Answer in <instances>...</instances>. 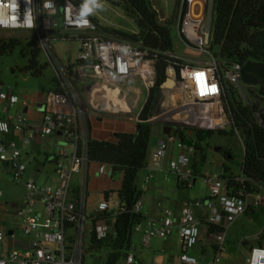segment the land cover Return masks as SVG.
Wrapping results in <instances>:
<instances>
[{
	"label": "built area",
	"instance_id": "1",
	"mask_svg": "<svg viewBox=\"0 0 264 264\" xmlns=\"http://www.w3.org/2000/svg\"><path fill=\"white\" fill-rule=\"evenodd\" d=\"M79 1L84 3L85 0H0V36L33 38V45L44 57V65L54 71V83L46 93L21 96L0 89V170L8 172L14 182L24 188L23 202L13 208L16 228L12 221L10 231L0 229L3 244L0 264H87L88 253L95 252L91 249L92 240L102 241L115 235L114 211L120 207L118 194L107 191L98 205L92 210L88 208V182L93 165L88 155V115L91 111L139 122L147 103L139 110L142 87L148 88L150 93L155 86L156 60L151 51L140 44L102 34L93 15H86L79 8ZM215 1L177 0L173 25L186 49L164 53L172 59L167 76L174 84L169 88L161 86L158 102L148 119L151 123L161 121L166 124L165 128L173 123L188 137L193 135L190 129L231 128L226 92L232 85L245 96L243 66L232 63L227 67L212 49ZM167 18L161 21L165 23ZM58 43L70 46L59 50ZM134 81H140L142 87L131 85ZM114 91H118V98L126 108L115 105L109 96V92ZM167 95L170 100L165 103ZM36 102H42L44 109L39 111V120L32 123L22 109ZM14 108L18 111L10 115ZM136 110L138 113L134 115ZM262 113L263 110L256 114L260 124L264 122ZM52 135L58 146L46 159L54 165L56 185L40 184L34 175L26 180L28 163L24 157L32 154L30 145ZM166 139L160 140L151 154L148 166L151 173L146 182L152 180L153 171L163 169L168 144L172 142L177 144L180 153L177 158L168 160V170L180 184L191 187L193 180L199 178L194 170L195 147L179 141L176 136L168 135ZM37 164L40 166L37 171L43 172L45 164ZM96 166L99 176H112L107 164ZM205 180L211 198V213L206 217L208 245L213 252L209 264H220L226 258L229 230L249 208L261 206L264 187L242 198L227 193L228 182L221 176L205 177ZM142 209L140 198L133 210L141 214ZM10 211L6 208L7 213ZM162 214L159 221L145 219L134 232L143 233L149 244L153 238H169L178 226L179 264H199L189 255L202 235V221L193 206L186 201L179 214L171 208H163ZM20 233L26 236L25 241L20 240ZM263 236L264 230L257 236L256 245L250 244L247 264H264V241L258 245ZM249 240L244 238L239 242ZM124 264H137L133 249Z\"/></svg>",
	"mask_w": 264,
	"mask_h": 264
},
{
	"label": "trees",
	"instance_id": "2",
	"mask_svg": "<svg viewBox=\"0 0 264 264\" xmlns=\"http://www.w3.org/2000/svg\"><path fill=\"white\" fill-rule=\"evenodd\" d=\"M121 7L126 16L132 19L137 27L136 33L130 34L117 29L105 31L116 38L140 44L151 51L156 60L155 86L150 89L147 103L139 117L140 128L134 133H119L115 142L98 141L89 138L88 155L90 164H107L111 167L112 178L121 176V186L118 194L119 209L116 215L115 235L110 239L99 241L93 239L91 249L94 251H109L105 264H121L132 250L134 228L145 221L142 214L134 212L136 202L142 198L143 191L139 187V174L149 166L148 153L152 136L153 124L148 121L158 102L161 86L168 79L167 69L172 65V59L164 53L174 50L172 27L174 20L162 23L159 13L150 0H111ZM79 8L92 17L83 1L78 2ZM264 11V0H216L212 49L226 63L242 66L248 62L264 64V25L256 22L257 16ZM93 20L97 19L93 16ZM17 46H22L20 40H0V54L8 55ZM22 56L29 55L27 65L22 69L25 74L33 77H43L47 66L40 61V49L33 45L31 49L22 46ZM54 83L52 81L51 86ZM232 126L229 130H199L190 129L193 133L188 137L183 130L174 127L169 136L181 138L183 143L195 147V176L202 172L205 159V144L216 134L221 136L239 135L244 144V157L240 163V175L233 172L231 150L222 149L224 158L221 177L228 182L227 193L230 196L242 197L254 194L264 187V126L258 121L256 114H261L264 121V89L262 86H247L245 96L236 87L230 85L225 97ZM90 129V125H89ZM209 147V145H207ZM242 178V181L238 178ZM180 188L189 189L185 184ZM210 200V199H209ZM248 215H258L257 209L249 208ZM213 232L212 229L209 230ZM264 236L258 245H262ZM249 244L246 242L245 245Z\"/></svg>",
	"mask_w": 264,
	"mask_h": 264
},
{
	"label": "rangeland",
	"instance_id": "3",
	"mask_svg": "<svg viewBox=\"0 0 264 264\" xmlns=\"http://www.w3.org/2000/svg\"><path fill=\"white\" fill-rule=\"evenodd\" d=\"M177 0H156V6L160 9L161 16H159L160 21L161 18H167L170 22L174 20V11ZM86 9L93 15L100 26V30L102 34H104L108 38L118 39L114 35H110L105 31L108 29H117L126 33L133 34L137 31V27L132 19L126 16L125 12L121 7L115 6L111 0H85L84 1ZM163 23V21H161ZM172 35H173V43H174V51H184L186 46L181 44L180 37L178 35L177 29L172 27ZM20 38V39H19ZM11 39H18L21 41L22 46H27L29 49L32 48L34 41L33 38H25V37H4L0 36V40L8 41ZM121 40V39H120ZM22 46H17L15 49L11 50L10 54L2 55L0 54V89L5 91H13L17 95L21 96H33L38 93H46L51 89V84L54 79V71L47 67V70L43 77H33L32 75L25 76L22 72V69L27 65L29 61V55L22 56L21 50ZM70 46L65 43H58L56 47L59 50L67 49ZM40 61L42 64L44 63V57L41 56ZM95 83V82H93ZM131 85L136 87H142L140 81H134ZM172 87V86H170ZM247 86L244 87V94L246 93ZM143 95L141 96V103L139 106V110H141L147 99H148V88L142 87ZM165 103L170 100V96H164ZM31 110H34L31 108ZM17 109L14 108L10 115H15ZM138 113L136 110L135 114ZM102 115V113H99ZM89 115H95L93 112H89ZM88 115V117H90ZM38 120V118L33 119V121ZM37 122V121H36ZM124 123H128L124 121ZM152 136L150 141L149 153H148V161L150 160L152 148L155 147L157 143L156 139L159 135L158 127L166 126L161 121L152 122ZM230 127L227 128L229 130ZM167 140V139H166ZM209 145V147L207 146ZM205 144V159L203 160V169L201 174L198 176L197 182L195 185L191 186L189 189L178 188L176 180L172 183L168 184L163 192L159 193H151L146 197L145 200H148V204H156L160 203L163 207L172 208L173 204L177 201H180L181 198L187 197L192 201H201L206 200L208 198V190L209 184L206 182L205 177L215 178L222 175L223 172V162L224 158L221 153L222 149L231 150L233 153V163L230 165L233 168V172L236 175H240V163L244 157V144L243 140L239 135L235 136H221L216 134L213 136L207 143ZM58 146V141L54 135L46 136L42 143L38 146H35V150L32 151L34 145H30L29 152L32 151V154L29 156L25 155V161L28 165V173L25 176L26 180L29 178L30 173L34 170V167L37 166V161L40 163L46 164L44 168V176L39 177L40 184L50 183L52 185H56L57 178L54 174V165L51 162H48L46 156L53 154L56 151ZM218 149V150H216ZM180 149L178 148L176 143L170 142L168 144L167 156L166 160L169 157L177 158L179 155ZM36 157V158H34ZM37 161H36V160ZM196 163H198L197 159H195ZM97 166H93L91 178H90V194L93 196L95 193L101 192L103 188H107L108 186H112V191L114 193L118 192L121 186V176L116 174L112 180L110 178L105 179L98 175ZM145 170L140 172V178L144 175ZM47 173H50L54 176L52 179L46 180ZM105 180V186H102L101 183ZM140 180V179H139ZM77 182H74V184ZM97 186L95 188L94 185ZM101 185V186H100ZM163 188V187H162ZM161 188V189H162ZM0 191H2L3 195L0 196V229H6L5 223L2 222V218L6 219L9 224L14 223L13 228H16L17 224L14 222V218L12 214L14 213V209L10 206L20 204L22 202V197L24 195V190L22 186H18L8 172L0 170ZM158 194V195H157ZM10 204V205H9ZM6 208L11 210L9 213L6 212ZM258 215H243L237 219V221L232 225L231 229L228 232V241L226 242V258H224L220 264H247V259L250 256V244L255 246L257 243V236L264 230V209L259 208L257 210ZM135 234V233H134ZM20 240L25 241L26 236L23 233L19 235ZM244 238H249V244L245 245L246 242L240 243L239 241ZM135 239V238H134ZM134 243L135 240H134ZM240 243V246H239ZM3 244L0 243V249H2ZM165 246V242L162 241H153L151 242V246L149 249H156L158 247ZM173 248L172 255L177 257V250L175 247ZM206 250L208 260L203 262L201 260V253ZM181 252V250H180ZM189 255L193 256L199 261V264H209L213 259V252L207 242H203V244L199 243L194 249L189 251ZM109 251L104 249L102 251H95L88 253L87 256V264H105L108 259ZM94 258V259H93ZM167 263L176 264L173 260H170V257L167 258ZM121 264H124L122 262Z\"/></svg>",
	"mask_w": 264,
	"mask_h": 264
},
{
	"label": "crops",
	"instance_id": "4",
	"mask_svg": "<svg viewBox=\"0 0 264 264\" xmlns=\"http://www.w3.org/2000/svg\"><path fill=\"white\" fill-rule=\"evenodd\" d=\"M150 1L152 3V6L154 7V9L159 13V16H161L162 12L155 5L156 0H150ZM28 75L29 74H25V76H28ZM39 105H43V103L42 102H36L35 104H30L28 107L22 109V113L28 115L30 117V120L32 123H35L36 121L39 120V115H40L39 111H41L39 108ZM31 108H33L34 110H31ZM17 111H18V109H17ZM36 118H38V120L33 121V119H36ZM127 120H128V123H124V121H127ZM89 122H90L89 123L90 124V136L92 139H95L98 141H110V142H115V138L119 133H134L137 130V126L139 124V122L136 120L119 118V117L113 116L111 114H102L101 115L99 113H96L95 115H91L89 118ZM158 130H159V135L156 139L157 143L155 144V147L152 148V152H154V150H156L160 140L167 138L165 131H167L168 129H166L165 127H162V128L158 127ZM42 141H43V139L38 140L34 144L32 151H34L36 148L35 146H38L39 144H41ZM171 158L172 157H169L167 160H165L163 169L161 171H153V178L150 182H146L147 176L151 173V170L149 168L145 169L144 175L141 178H140V174H139V179H140L139 180V187L141 188V190L144 193L142 196L143 209H142L141 214L144 216L145 219L151 218V219H154L156 221H159L163 217L162 209L163 208H169V207L161 206L160 203H156L154 205L148 204V200H145L148 195H150L151 193H159L160 194L161 192H163L164 188L168 184H170L174 181L172 179V177L176 180L177 186L180 189L178 179L173 174H171L168 170V160H170ZM38 163H40V162H38ZM42 164H45V162ZM150 164H151V157L149 160V166H150ZM93 166H96V165H92L91 169H90V176H89V182H88V199H87L88 208L91 210L104 199V193L105 192L109 191V192H111V194L117 193V192L114 193L112 191V186H108L107 188H103L101 190V192L93 194V196L90 194V185H91L90 184V178H91ZM39 167H40L39 164H37V166L34 167V170L30 173V176L34 175V177L38 180V182L40 180H39V177H37V176H44V174H43L44 171L43 172H42V170H41V172L37 171L39 169ZM45 167H46V164H45ZM27 173H28V171H27ZM53 177L54 176H52L50 173H47L46 180L52 179ZM102 178H105V179L110 178V180L113 179L112 176L102 177ZM197 179L193 180L192 186L196 184ZM104 181L105 180H103V182L101 183L102 186H105ZM94 186H95V188H97L96 185H94ZM23 190H24V188H23ZM208 192H209V190H208ZM263 196H264V193H263ZM23 199H24V195L22 197V202H23ZM209 199H211L210 198V192L208 193V198L206 200H201V201H199V200L192 201L191 199H189L187 197H183L180 199V201L175 202L171 208V209H173L175 214H179L181 207L183 206V203L186 201L190 202V204L193 206L195 213L197 214V216L202 221V223H201L202 235H201V240L199 242L201 244H203V242H207V244H208V242H209V239L207 237L208 234H207V226H206V217L209 216L211 213V208L209 207V202H210ZM20 204H16V205H13L10 207L14 208ZM259 208L264 209V200L262 201V204ZM259 208H256V209L258 210ZM2 219H3L2 222L5 223L4 228H6V229H2V230L10 231V228H11L10 225L11 224H9V222L6 219H4V218H2ZM178 230H179V228H178V226H176L172 236H170L167 239L153 238L149 241V244H146L145 237H144L143 233L134 232L135 234H133V236H132V242H133L132 249H133V252L135 253L136 258H137V264H168L167 263L168 257H170V260H173L174 263L177 262L176 264H179V257L181 254V252H180L181 249H180V236H179ZM134 240L136 243H134ZM153 241L165 242V246L158 247L156 249H149L151 246V242H153ZM5 242H8V241H5ZM172 247L176 248L177 257L176 256L174 257L172 255V253H173ZM201 260L203 262H206L208 260L206 250H204L201 253Z\"/></svg>",
	"mask_w": 264,
	"mask_h": 264
},
{
	"label": "water",
	"instance_id": "5",
	"mask_svg": "<svg viewBox=\"0 0 264 264\" xmlns=\"http://www.w3.org/2000/svg\"><path fill=\"white\" fill-rule=\"evenodd\" d=\"M256 22L258 24L264 25V11H262L256 18ZM241 76H242V83L246 86L251 87H257L262 86L264 89V64H259L256 62H248L242 67L241 70ZM174 80L171 78H168L166 82L164 83V87L169 88L170 86H173ZM40 110L44 109V105H39ZM168 129L165 131L166 135H170L172 126L176 127L173 123H168ZM262 126H264V122L261 123ZM140 128V124L137 126V130ZM179 141H182L181 138H178ZM218 150V149H216Z\"/></svg>",
	"mask_w": 264,
	"mask_h": 264
},
{
	"label": "bare ground",
	"instance_id": "6",
	"mask_svg": "<svg viewBox=\"0 0 264 264\" xmlns=\"http://www.w3.org/2000/svg\"><path fill=\"white\" fill-rule=\"evenodd\" d=\"M109 96L112 98V100H114L115 105H121L124 108H126V105L120 101V99L118 98V91H114V92H109Z\"/></svg>",
	"mask_w": 264,
	"mask_h": 264
}]
</instances>
